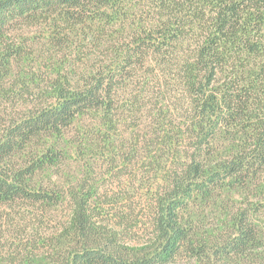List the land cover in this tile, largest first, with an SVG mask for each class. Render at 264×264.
<instances>
[{
  "label": "trees",
  "instance_id": "obj_1",
  "mask_svg": "<svg viewBox=\"0 0 264 264\" xmlns=\"http://www.w3.org/2000/svg\"><path fill=\"white\" fill-rule=\"evenodd\" d=\"M0 211V264H264V0H0Z\"/></svg>",
  "mask_w": 264,
  "mask_h": 264
},
{
  "label": "rangeland",
  "instance_id": "obj_2",
  "mask_svg": "<svg viewBox=\"0 0 264 264\" xmlns=\"http://www.w3.org/2000/svg\"><path fill=\"white\" fill-rule=\"evenodd\" d=\"M0 213H1V211H0ZM15 225L17 226V227H16V231H18V229L20 230V228H19V226L16 224V222H15ZM1 226H2V229H3V230L7 229V227H6L5 225L2 224ZM56 226H57V222H46V224L43 226V228H46L45 231H46V232H49L48 229H49L50 231H52ZM10 236H11V235H10ZM10 236H8L7 238H5V239L3 240L2 243H8V244L11 243L10 240H12V239L9 238ZM1 238H2V237H1ZM2 243H0V248L2 247ZM180 260H181V259H180ZM186 262H187V258L185 259V258L183 257V259H182L181 261L178 260L177 264H187Z\"/></svg>",
  "mask_w": 264,
  "mask_h": 264
}]
</instances>
